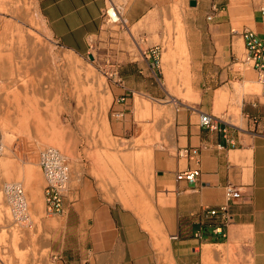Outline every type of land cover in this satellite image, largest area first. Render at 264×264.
I'll list each match as a JSON object with an SVG mask.
<instances>
[{
  "label": "rangeland",
  "instance_id": "374dc122",
  "mask_svg": "<svg viewBox=\"0 0 264 264\" xmlns=\"http://www.w3.org/2000/svg\"><path fill=\"white\" fill-rule=\"evenodd\" d=\"M166 1L153 7L147 26L139 23L130 35L122 26H103L102 36L119 29L125 32L126 45L133 51L136 46L145 50L158 44L162 48L160 68L152 72L159 80L160 97L136 98L134 109L127 108L117 119L115 105L123 102L114 93L117 71L106 57L107 50H91L93 59L78 56L53 39L35 0H0V54L5 62L0 67V139L5 145L0 156V264H52L49 231L61 220L43 212L38 154L47 146L68 159L70 184L65 198L95 197L132 211L164 254L162 262L171 264L166 258L169 238L158 223L162 194L155 186L156 153L166 145L175 109L193 101L188 27L191 22L201 24L202 15L208 22L210 6L216 4L218 14L225 1L195 0V7L189 6L190 0ZM255 5L264 6V0H255ZM244 54L242 49L245 64ZM239 68L252 69L249 64ZM226 91L232 97L231 108L223 112V105L215 103L211 109L215 117L226 116L222 120L237 126L241 114L235 109L234 96L260 94L255 73L251 72L243 87L235 83ZM6 181L23 184L31 227L20 228L12 222L1 192ZM235 249L218 246L217 252L223 253L219 259L233 264ZM207 258L214 262L212 256Z\"/></svg>",
  "mask_w": 264,
  "mask_h": 264
},
{
  "label": "crops",
  "instance_id": "0c3cea01",
  "mask_svg": "<svg viewBox=\"0 0 264 264\" xmlns=\"http://www.w3.org/2000/svg\"><path fill=\"white\" fill-rule=\"evenodd\" d=\"M223 1L225 5H219L213 21L205 22L202 15L201 24L191 22L188 27L193 101L175 109L166 145L156 153L155 186L162 194L158 223L169 238L166 258L171 264H228L219 259L223 253H218L217 247L222 245L236 246L233 264H264V96H234L235 109L241 114L237 126L222 120L226 116L218 118L216 130L199 122L202 113L214 116L211 108L215 103L223 105V112L228 111L232 97L226 90L235 83L243 87L251 72L255 73L239 68L246 65L241 59V32H255L264 44V22L259 13L262 5L257 8L255 0ZM35 2L49 33L63 48L78 56L89 55L99 47L107 50L106 57L114 64L120 81L114 93L120 96L118 102L125 99L119 107L115 105V118L120 119L127 108L133 110L136 98L160 97L159 80L148 69L150 59L142 58L141 48H128L125 32L120 29L102 36L107 0ZM117 2L123 4V27L130 35L139 23L148 25L153 7L167 1ZM252 118L261 122L255 126ZM229 122L237 124L238 120L229 118ZM184 147L196 148L198 156L179 158L175 152ZM194 169L200 172L195 181L176 179L177 172ZM228 182L239 187L241 197L228 203L231 220L223 226L226 236L222 237L213 234L209 226L220 223V219L207 211L225 203L224 185ZM64 208L57 216L61 224L49 231L52 264H164V254L153 245L132 211L95 197L65 198ZM197 230L203 231L201 242L194 238ZM209 256L215 263L205 261Z\"/></svg>",
  "mask_w": 264,
  "mask_h": 264
},
{
  "label": "built area",
  "instance_id": "2783aa9c",
  "mask_svg": "<svg viewBox=\"0 0 264 264\" xmlns=\"http://www.w3.org/2000/svg\"><path fill=\"white\" fill-rule=\"evenodd\" d=\"M118 0H107L108 6L103 14V24L116 25L123 27L122 19V2ZM218 9L216 4L210 6V11L206 15L208 22L213 21ZM262 21L264 22V6L259 8ZM241 38L244 44V57L256 75V82L260 86V94L264 96V44L261 42L257 34L251 30H243L241 32ZM141 56L145 60L150 59L148 69L152 72L154 69L159 70L162 48L160 45H152L145 50L141 49ZM115 84L120 83L118 80L117 72ZM125 99L121 98L123 102ZM219 119L212 114L202 113L199 118L200 125L210 130H216ZM252 123L256 126L261 120L258 118H252ZM5 145L0 139V156L3 155ZM176 155L183 159H194L198 156V150L196 148H179L176 150ZM38 167L43 177L42 197H43V212L45 216H58L64 213V199L69 190L70 184V166L66 156H64L58 149L47 146L39 151L38 154ZM200 174L199 170H184L176 173V179L195 181ZM1 192L4 201L8 207L10 218L15 226L20 228H28L33 224L30 216L29 203L26 196V191L23 184L19 181H6L1 186ZM224 197L225 203L217 208L209 209L207 213L212 216H218L220 223H211L209 226L211 232L216 235L226 236L223 226L231 220V215L228 210V203L239 199L241 197V191L238 186L228 182L224 185ZM171 238H176L175 235H171ZM194 238L199 240L203 239V231L197 230L194 233Z\"/></svg>",
  "mask_w": 264,
  "mask_h": 264
},
{
  "label": "water",
  "instance_id": "95a60500",
  "mask_svg": "<svg viewBox=\"0 0 264 264\" xmlns=\"http://www.w3.org/2000/svg\"><path fill=\"white\" fill-rule=\"evenodd\" d=\"M189 6L190 7H195L196 6V1L195 0H190L189 1ZM89 59H93L92 55H88Z\"/></svg>",
  "mask_w": 264,
  "mask_h": 264
},
{
  "label": "bare ground",
  "instance_id": "6f19581e",
  "mask_svg": "<svg viewBox=\"0 0 264 264\" xmlns=\"http://www.w3.org/2000/svg\"><path fill=\"white\" fill-rule=\"evenodd\" d=\"M3 51V50H2ZM34 52V51H33ZM2 53V52H1ZM5 62H4V57L0 54V67L1 70L4 68ZM150 107V106H149ZM147 119V118H146ZM71 170V169H70Z\"/></svg>",
  "mask_w": 264,
  "mask_h": 264
}]
</instances>
